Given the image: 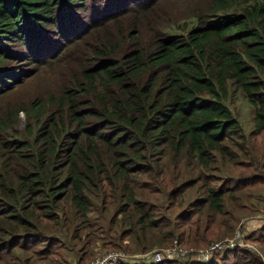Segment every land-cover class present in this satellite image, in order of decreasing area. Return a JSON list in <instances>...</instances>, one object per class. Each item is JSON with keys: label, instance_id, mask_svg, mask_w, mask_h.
<instances>
[{"label": "trees", "instance_id": "obj_1", "mask_svg": "<svg viewBox=\"0 0 264 264\" xmlns=\"http://www.w3.org/2000/svg\"><path fill=\"white\" fill-rule=\"evenodd\" d=\"M159 1L0 0V264L15 243L86 219L95 199L103 211L117 206L129 238L143 241L160 222L137 193L149 190L142 180L158 187L155 202L179 205L171 190L182 175H164L165 158L208 169L236 160L232 149L246 159L247 139L264 134V0H204L196 26L175 37L158 31ZM95 30L55 94L2 103L22 69L48 61L47 44L69 50ZM229 89L253 109L248 138L224 104ZM224 196L208 189L173 225L183 228L178 245H207ZM226 254L203 264H228ZM246 255L232 264H260Z\"/></svg>", "mask_w": 264, "mask_h": 264}, {"label": "rangeland", "instance_id": "obj_2", "mask_svg": "<svg viewBox=\"0 0 264 264\" xmlns=\"http://www.w3.org/2000/svg\"><path fill=\"white\" fill-rule=\"evenodd\" d=\"M203 3L204 0L159 1L153 9L155 18L162 21L158 31L164 37L184 36L196 26L193 12ZM97 31L69 50L64 49L66 43L60 45L61 40L51 46L47 44L43 50L50 54L48 61L22 69L24 75L17 83L10 85L2 103L23 106L32 99H46L48 95L55 94L67 76L75 70V56L78 57L85 46L91 45ZM228 94L224 104L236 119L243 136L248 138L253 131V109L239 92L229 89ZM23 127L24 119L19 115L17 130L22 131ZM245 144L248 153L246 159H242L232 149L237 156L236 160L228 163L216 159L208 169L197 165L191 167L185 162L173 169L165 158L163 161L167 172L164 175H182L179 183L171 190L181 195L177 200L179 205L155 202L154 199L159 198L156 194L158 187L148 180H142L149 190L137 193L143 196L142 200L151 210L149 214L152 220L160 222V227L147 233L143 241L129 238V228L123 217L118 215L117 206L103 211L99 200L95 199L86 219L75 220L64 228L42 230L40 236L35 235L15 243L9 264H141L146 263L141 260L142 256L166 250H181L180 253L176 251L175 256L172 254L175 259L171 261L183 264L195 262L192 259L196 253L205 251L212 244L223 245L212 255L221 258L227 253L228 264H232L236 255H240V259L245 258L246 253L256 256L258 262L264 264V134L247 139ZM218 187L225 191L224 215L214 216L208 223L205 233L207 245L190 248L178 245L177 235L183 228L175 231L173 225L195 212L193 205L204 199V192ZM195 218L196 215L190 220ZM221 222L225 223V228H220ZM167 231L174 234L169 240L164 237ZM183 242L187 243L186 238H183ZM228 242L233 244L232 247H228ZM184 251L188 255L182 254Z\"/></svg>", "mask_w": 264, "mask_h": 264}, {"label": "built area", "instance_id": "obj_3", "mask_svg": "<svg viewBox=\"0 0 264 264\" xmlns=\"http://www.w3.org/2000/svg\"><path fill=\"white\" fill-rule=\"evenodd\" d=\"M227 244H228V247H232V245H233L231 242H228ZM222 247H223L222 244H212L205 251L197 252L196 253L197 255L194 256L192 260L195 261V262H206V261H208L210 259L212 253H214L215 250H219ZM176 251L179 252V253L182 252L181 250H176ZM176 251L166 250V251H164L162 253H154V254H151V255H145V256L141 257V260L143 262L152 263V264L161 263L163 261H171L172 259H175L172 256V254H174V256H175ZM189 253H190V251H189ZM182 254H184L185 256L188 255V254L185 253V251ZM189 255H191V253ZM110 257L111 256H109V258ZM136 263H139V262H136Z\"/></svg>", "mask_w": 264, "mask_h": 264}]
</instances>
